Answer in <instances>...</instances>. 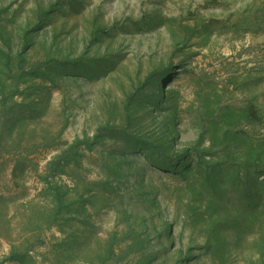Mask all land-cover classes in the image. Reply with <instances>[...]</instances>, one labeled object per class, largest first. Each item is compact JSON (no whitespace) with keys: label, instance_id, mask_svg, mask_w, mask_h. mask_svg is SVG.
<instances>
[{"label":"rangeland","instance_id":"rangeland-1","mask_svg":"<svg viewBox=\"0 0 264 264\" xmlns=\"http://www.w3.org/2000/svg\"><path fill=\"white\" fill-rule=\"evenodd\" d=\"M0 264H264V0H0Z\"/></svg>","mask_w":264,"mask_h":264},{"label":"trees","instance_id":"trees-1","mask_svg":"<svg viewBox=\"0 0 264 264\" xmlns=\"http://www.w3.org/2000/svg\"><path fill=\"white\" fill-rule=\"evenodd\" d=\"M157 169H159L160 171H165V172H173L169 167H168V165L167 164H163V165H157V166H155Z\"/></svg>","mask_w":264,"mask_h":264}]
</instances>
